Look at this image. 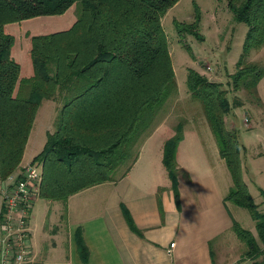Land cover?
Segmentation results:
<instances>
[{
	"label": "trees",
	"instance_id": "trees-1",
	"mask_svg": "<svg viewBox=\"0 0 264 264\" xmlns=\"http://www.w3.org/2000/svg\"><path fill=\"white\" fill-rule=\"evenodd\" d=\"M179 1L0 0L1 181L20 168L38 111L46 100H59L62 108L55 131L48 133L44 149L33 160L42 166L39 197L62 202L66 208L71 196L113 181L118 167L134 158L127 169L131 168L139 156L145 114H153L178 93L162 19ZM77 3L82 11L72 28L32 38L34 74L21 80V65L13 59L16 40L5 27L64 15ZM228 3L236 22L248 26L236 71L229 76L230 86L235 93L245 92L261 104L258 85L264 67L248 58L252 51L264 48V0ZM177 30L181 34L187 28L179 24ZM187 86L191 97L203 105L232 179L225 202L247 209L255 222L257 236L233 221L232 230L247 247L243 261L264 264V209L256 204L244 179L242 128L228 127V116L246 105L238 95L231 103V90L193 69L188 72ZM183 138L180 124L176 135L164 144L163 165L177 200V151ZM135 148L138 152L134 155ZM260 193L264 203V189ZM124 213L137 232L131 215ZM76 238L81 259L88 263L82 230ZM211 258L215 264L212 249Z\"/></svg>",
	"mask_w": 264,
	"mask_h": 264
},
{
	"label": "rangeland",
	"instance_id": "rangeland-1",
	"mask_svg": "<svg viewBox=\"0 0 264 264\" xmlns=\"http://www.w3.org/2000/svg\"><path fill=\"white\" fill-rule=\"evenodd\" d=\"M81 11L82 5L77 3L64 15L39 17L21 23L9 24L5 27V32L14 36L16 40L13 59L21 65V80L29 79L34 74L31 60L32 38L69 30L79 19ZM162 24L169 41L178 93L174 96L171 95L153 114L151 111L145 114V120L140 128V139L144 142L150 134L152 140L141 156L142 162H144L143 167L141 169L136 167L140 174L135 178L143 179L144 173L146 177V172H148L146 169L152 165L148 161V156L154 153L159 156L157 154L160 152L161 156L164 155V143L176 135L177 126L182 124L184 138L177 151L178 176L180 174L184 177V183L192 185L201 182L202 179L208 182L210 176H207L206 172L212 171L215 174L219 170L224 172L226 180H229V185H231L230 173L224 160L222 163L218 144L206 119L203 105L200 101L194 100L188 90L187 76L189 70L193 69L210 81L222 83L225 89L231 90L229 94L231 103L238 95L247 106L242 112L239 109L233 110L228 116V127L230 129L242 128L240 132L243 133L241 142L244 148L241 158L242 164L245 163L243 171L249 180L251 194L263 211L262 204L264 203L260 190L264 189V154L261 159L254 160V151L260 148L261 143L253 137V133H246V130L253 123L256 124L264 120V105L245 92L235 93L232 91L229 77L236 71V64L243 52L248 26L236 22L233 12L229 8L228 0H180L162 19ZM179 24H183L187 28L181 34L177 30ZM257 52V50L252 51L248 60L250 63L264 67V54L263 56L258 55V57L256 56ZM52 104L47 101L42 103L33 127L35 133L32 132V141L27 147L25 162H22L20 167L31 163L30 161L33 162L47 141L46 133L55 131L62 103L58 100ZM49 106H53L52 109ZM43 125L41 131L40 126ZM39 133L40 135H38ZM37 141L38 144L35 145L34 142ZM159 144L160 146H158ZM137 152L138 148H135L133 154L135 155ZM133 159L131 158L120 165L113 175L114 178H119L132 164ZM34 163L35 165L39 164V162ZM165 176V179L158 177L155 179L159 184H170L166 170ZM217 179L221 186L225 185L224 177H217ZM60 204L64 203L60 202ZM48 206V201L38 197L33 204L31 213V225L32 228L34 226V236H36L40 250L44 246L42 242L44 232L51 234V224L56 216ZM227 206L230 216L229 225L236 221L243 228L257 234L255 222L247 209L237 207L230 202ZM66 213V208L63 207L60 224H66ZM223 231L222 235L210 243L215 255V264H230L229 256L225 254V250L231 237L236 241V248L241 249L243 254L247 250L246 245L237 238L232 228H225ZM258 261H261V258ZM242 263L254 264L252 262Z\"/></svg>",
	"mask_w": 264,
	"mask_h": 264
},
{
	"label": "crops",
	"instance_id": "crops-1",
	"mask_svg": "<svg viewBox=\"0 0 264 264\" xmlns=\"http://www.w3.org/2000/svg\"><path fill=\"white\" fill-rule=\"evenodd\" d=\"M263 54L264 48L256 56ZM258 94L264 105V79L258 85ZM46 101L55 103L52 100ZM49 107L52 109L53 106ZM246 107L239 108L240 112ZM43 127L40 126L41 131ZM248 129L246 133H253V137L261 143L260 148L254 151V160L261 159L264 154V120L253 123ZM32 132L23 163L27 147L32 141ZM151 140L152 135H149L141 142L143 147L142 150L140 148L136 162L119 178L71 196L66 204V224H60L65 204L48 201V208L56 216L51 224V234L44 232V246L41 250L30 217L29 245L32 255L28 261L17 264H214L210 243L222 235L225 228H232L233 225L232 222L228 224L230 216L228 203L225 202L233 184L229 185L224 172L219 170L215 174L212 171L206 172L210 176L208 182L202 179L192 185L184 183V177L179 174L177 200L169 177L170 184L167 185L159 184L155 179L166 177L161 152L157 154L159 156L156 153L148 156L152 165L147 167L146 177L144 173L143 179L137 180L135 177L140 172H137L136 167H143L141 156ZM34 143L37 145L38 141ZM43 149H40L41 152ZM216 176L224 177L225 185L221 186ZM244 179L249 184L245 173ZM124 210L131 215L137 232L129 226ZM79 229L88 247V263L83 262L78 251L76 235ZM172 244H175L173 248ZM225 251L230 264L253 263L251 260L243 261L242 250L236 248V241L232 237Z\"/></svg>",
	"mask_w": 264,
	"mask_h": 264
},
{
	"label": "built area",
	"instance_id": "built-area-1",
	"mask_svg": "<svg viewBox=\"0 0 264 264\" xmlns=\"http://www.w3.org/2000/svg\"><path fill=\"white\" fill-rule=\"evenodd\" d=\"M41 170V164L31 162L0 180V264L24 263L32 255L29 222L39 197Z\"/></svg>",
	"mask_w": 264,
	"mask_h": 264
}]
</instances>
